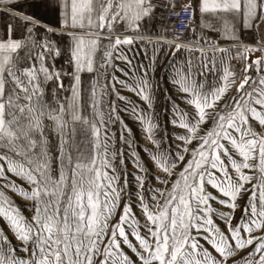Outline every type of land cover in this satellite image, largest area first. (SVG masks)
Here are the masks:
<instances>
[{
	"label": "snow or ice",
	"instance_id": "1",
	"mask_svg": "<svg viewBox=\"0 0 264 264\" xmlns=\"http://www.w3.org/2000/svg\"><path fill=\"white\" fill-rule=\"evenodd\" d=\"M0 20V264H264V0Z\"/></svg>",
	"mask_w": 264,
	"mask_h": 264
},
{
	"label": "built area",
	"instance_id": "2",
	"mask_svg": "<svg viewBox=\"0 0 264 264\" xmlns=\"http://www.w3.org/2000/svg\"><path fill=\"white\" fill-rule=\"evenodd\" d=\"M167 19L171 22V28L168 32V37L171 38V36L174 34L173 29L177 33H183L184 36L182 38H185V36L188 34L189 30L186 27V21L188 19L187 13H181V15H170L167 14Z\"/></svg>",
	"mask_w": 264,
	"mask_h": 264
},
{
	"label": "rangeland",
	"instance_id": "3",
	"mask_svg": "<svg viewBox=\"0 0 264 264\" xmlns=\"http://www.w3.org/2000/svg\"><path fill=\"white\" fill-rule=\"evenodd\" d=\"M166 15H167V13H166ZM160 25H162L163 28H161V27L158 25V30L163 31V29H164V20L160 21ZM168 32H169V31L166 30V31H164V34L168 36ZM190 36H191V32L189 31L188 34L185 36V38H188V37H190ZM128 55L131 56L132 53L129 52ZM128 95H129L130 98H133V94L129 93ZM137 99H138V98H137ZM141 103H142V102H141ZM162 118H163V117H162ZM129 122H130V121H129ZM130 123H131V122H130ZM140 147H141V148L143 147V141H142V140H141ZM19 202H20V203H23L22 200H19Z\"/></svg>",
	"mask_w": 264,
	"mask_h": 264
},
{
	"label": "crops",
	"instance_id": "4",
	"mask_svg": "<svg viewBox=\"0 0 264 264\" xmlns=\"http://www.w3.org/2000/svg\"><path fill=\"white\" fill-rule=\"evenodd\" d=\"M163 20H164V29H167L169 31L171 28V22L167 19V15L166 18ZM2 26H3V21L0 20V28H2Z\"/></svg>",
	"mask_w": 264,
	"mask_h": 264
}]
</instances>
